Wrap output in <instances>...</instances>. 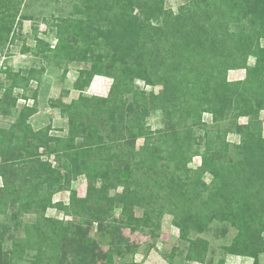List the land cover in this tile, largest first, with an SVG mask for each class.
Wrapping results in <instances>:
<instances>
[{"label": "trees", "instance_id": "1", "mask_svg": "<svg viewBox=\"0 0 264 264\" xmlns=\"http://www.w3.org/2000/svg\"><path fill=\"white\" fill-rule=\"evenodd\" d=\"M76 1L73 8L77 18L72 21L67 19L58 27L57 46L53 53L57 55L56 52H61V56L71 61L92 62L87 73L80 72L82 75L97 73L111 76L114 83L107 97L85 95L79 101L64 106L65 110H71L68 117L72 124L76 118L83 122L85 117L88 122L85 128L72 127L69 130L70 141L76 132H81L84 138L85 144L77 149L80 153L71 152L73 149L70 150L69 146L63 149V141L47 137V132L43 134L29 130L27 120L34 114L29 107L19 111L17 126L15 124L12 131L0 129V154L5 159L0 170L21 168V171H27L28 178L36 177L35 190L25 195L20 189L12 191L11 184L0 176V208L19 202L22 212L37 214L40 209L46 210L52 193L60 184L58 172L46 161H41L34 149L14 147L13 140L22 134L24 139L27 136L23 143L32 140L35 146L46 147L47 156L53 154L58 161L65 156L71 157L72 160H68L75 169L74 175L85 171L88 180L86 198L79 199L72 193L66 207L93 215V223L104 214V206L109 207L108 191L120 188L121 193L117 196L119 202L127 195L131 199V209L144 206L147 212L144 225L159 228L164 214L173 217L181 238L188 240L186 261H202L200 254L206 252L208 247L207 241L201 238L195 241L188 239L187 230L191 229V233L196 234L203 232V229H192V223L194 226L202 224L206 231L218 230L224 238L230 228L236 229L237 234L230 245L224 247V253L241 258L255 256L263 247L254 218L264 217V133L256 121L259 109L264 110V48L259 44L264 39V0H228L237 13H244L249 18L248 31L232 47L214 41L220 37V33L215 32L216 13L211 6L216 1L224 0H196L194 6L202 4V10L185 6L177 12L166 10V0ZM25 12L24 0H0V58L6 42H13L20 34L21 29L17 31V25L29 18ZM174 37L175 41L172 40ZM75 40L81 45L78 44L77 48L68 45ZM239 49L243 55L249 53L254 56L256 62L253 68L246 69L244 80L231 85L222 74L241 66L234 56ZM228 50L229 59L224 57ZM46 51L50 52L49 48L40 53ZM160 51L164 52V56L159 57ZM208 54L212 56L208 57ZM194 59H200L202 65L211 66L212 62L222 60V71L214 66L216 71L210 70L209 78H202L203 81L194 76L190 78ZM245 60L242 57L243 65ZM157 67L161 68L160 75ZM1 74L4 79L0 82V88L5 81L10 83L0 96V115H7V110L16 106L13 90L18 88L20 82L27 85L29 77L25 78L5 65L0 66ZM136 81L151 87L160 84L163 89L157 95L138 91ZM75 83L74 88L85 94L88 80ZM198 96L203 103L212 106L211 114L220 120L236 110L234 104L242 115H252L254 122L242 129L239 144L232 146L234 151L230 150L231 146L223 137L221 142L212 139L201 148L199 121L189 116L191 111L199 114L195 110L197 107L191 104V100L196 102ZM130 99L134 102L132 110L135 111L131 114L127 112L131 111ZM252 101L257 103L256 111L254 107L245 105V102ZM243 105L248 111L243 110ZM150 106L159 111L166 121L169 120L166 129L156 133L157 137L146 129L145 133L143 129L145 118L151 111ZM121 129L128 130L127 134H131L132 138L146 139V145L139 152L141 154L132 155V147L128 149L129 145L123 137H120L121 140H110L108 144L101 137L93 141L99 130L112 137L113 133L122 132ZM102 151L107 153L108 158L101 157ZM192 151H203L202 163L197 169L188 166ZM90 152L97 153L100 160L110 162L109 169L100 168L94 172V164L88 161ZM207 174L212 178L210 184H203L201 189L194 188L193 180L197 186L199 178ZM70 176L64 177V183L68 184L69 180L74 179H70ZM98 181L101 188L93 187ZM152 182L157 184V190L152 193L143 189L145 193L140 200L136 189L152 186ZM40 220L39 226L35 224L32 231L38 235L37 242L41 236L70 240L69 237L73 235V230L59 221ZM41 223L46 225L43 227ZM218 264H224V258Z\"/></svg>", "mask_w": 264, "mask_h": 264}, {"label": "rangeland", "instance_id": "2", "mask_svg": "<svg viewBox=\"0 0 264 264\" xmlns=\"http://www.w3.org/2000/svg\"><path fill=\"white\" fill-rule=\"evenodd\" d=\"M195 1L166 0L165 8L172 12L180 11L185 6L190 9L202 10L203 5L200 4L195 7ZM24 3L26 8L25 15L29 18L22 21L21 25L16 24L17 31L21 29V32L15 37L13 42L10 43V40H8L4 45L0 66L5 65L15 73L19 72L26 76L25 78L29 77V82L27 85L24 82H20L17 86L18 88L13 90L12 94L16 100V106L8 109L7 115H0V129L5 132L12 131L15 128L19 111L29 107L34 111V114L27 120L29 130L32 132H43V134L47 132V137L59 138L63 141V149L69 146L70 150L71 148L73 149L71 152L76 153L79 145L85 144L84 138L81 137V132H76L74 139L70 141L69 130L72 127L85 128L88 122L84 117V120L82 119L83 122L76 118V122L72 124L71 118L68 117L71 114V110H65L64 106L79 101L80 97L85 95L89 97H107L114 79L111 76L97 73L82 75L80 72H88L92 62L71 61L67 57L61 56V52H56L57 55L53 53L54 48L57 46L58 27L67 19L72 21V19L77 18L73 8V5L77 3L76 0H24ZM211 7L212 11L215 8L216 13L214 14L217 23L215 32L220 33V37L214 39V41L220 43V45L232 47L238 41V38L248 31V16H245L244 13H237L236 8L228 0H224V2L216 1ZM196 12L198 13V11ZM172 40L175 41V37ZM38 41H42V43L39 44ZM78 44V40H75L68 45L76 46L77 48ZM206 44L207 42L204 45L206 46ZM259 44L264 48V39L260 40ZM80 45L81 43L78 46ZM47 48H49L50 52L40 53V51H44ZM57 56L60 58L56 59L55 57ZM162 56H164V52L160 51L159 57ZM207 56L211 57L212 54ZM234 56L237 63L241 66L231 68L225 75L222 74L226 82L231 85L244 80L246 69L253 68L256 62L254 56L249 55V53L243 55L241 49L237 50ZM89 57L91 58L92 56L89 54ZM224 57L230 58L229 50L226 54L224 53ZM242 57L246 59L244 65ZM222 60L212 62L213 66H211L210 64L202 65L200 59H194L191 66L194 70L191 71L192 77L190 78L194 76L201 78L200 80L203 81L204 79L202 78L210 77V70L216 71L214 66L220 67V71H222V65L220 66ZM210 67L212 68L209 69ZM156 70L160 75L161 68L157 67ZM29 71L33 73L28 74ZM217 71H219V68ZM3 79L4 75L1 74L0 82H3ZM80 79L81 81L88 80V88L85 94L74 88L76 81L81 83ZM9 85L10 83L7 81L2 84L0 96L4 88ZM93 85L94 89L92 88ZM135 88L138 91L141 90L153 95L159 94L163 89L160 84L151 87L141 81H136ZM199 98L201 97L198 96L195 99L197 103L191 100V104L197 107L195 110H198L199 114L191 111L189 116L199 121L198 126L201 129L200 134L202 137L201 148L209 140L217 139L221 142V137H223L231 146L230 150L234 151L232 146L239 144L242 129L244 130V127L254 122L252 115H242L236 104H234L236 110H232L220 120L211 114L212 106L206 105ZM130 102L132 103L131 99ZM133 103L129 107L131 111H127L130 114L135 112L132 110L134 108ZM256 104L255 101L245 102V105L254 107L255 111L257 108ZM245 105H243V110L248 111ZM145 121L143 124L145 133L147 130L148 133L155 134L154 137H157V132L160 133L165 130L167 127L166 122H169L168 119L166 121V119L162 118L161 113L152 107ZM256 121L260 123L259 127L264 133L263 109H259ZM78 123H81L82 126H79ZM120 131L122 132L113 133L112 137H107V134L99 130L95 133L93 141L101 137L108 144L111 142L110 140H121L120 137H123L125 143L129 145L128 149L130 150L132 147L134 152H132V155L141 154L139 152L146 145V139H143V137L132 138L131 134H127L128 130L125 131V129ZM26 139L27 136L24 139L22 134H20L16 140H13L15 142L13 144L14 147L27 146L30 150L34 149L33 152H36L41 161H46L48 165H51L58 172L59 176L57 179L60 180V184L56 186L57 188L52 193L50 204L46 210L40 209L37 214L28 211L22 212L23 209L20 208L19 202L0 208V238H2L3 243V248L0 249V264H218L223 258L224 264H264V217L254 218L256 232L260 233V243L263 247L252 258H241L225 254L224 247L230 245V241L237 234L236 229L230 228L224 238L218 230L210 232L206 231L202 224L201 226L195 225L196 227L193 223L190 224L192 229L193 227L198 231L203 229V232L191 233V229L187 227V229H190L187 230L188 239L195 241V239L201 238L208 243L206 252L200 254L202 261L193 260L191 262L186 261L188 240L181 238V232L173 223V217L170 214H164L159 228H156V225H144L145 217H147L144 206L140 205L131 209V199L127 195H124L121 199L122 202H119L120 199L117 196L121 193L120 188L108 191L107 197L109 200L107 203L109 207L107 205L104 206V214L97 217V220L93 223V215H86L82 211L66 207L72 193L79 199L86 198L88 180L84 174L85 171L83 170L82 173L74 175L75 169L71 166V161H69L72 160L71 157L65 156L66 158L64 157L58 161L53 154L47 156L46 147H37L32 140L23 143ZM156 140L157 138H155ZM78 153L80 152L78 151ZM192 153L194 152L192 151ZM192 153L188 166L191 169H197L201 166L203 151ZM96 154L88 153L91 156L88 161L92 165L94 164L93 167L96 168L94 172L100 168L109 169L110 162L100 160V156ZM106 154L102 151L100 155L104 157ZM81 160L84 161L85 159ZM3 163H5V159L0 154V165ZM69 173L72 176H70V179H74L69 180L67 184L64 183L66 181L64 177L69 176ZM0 176H4L11 184L12 191L20 189L25 195H28L36 188V177L28 178L27 171H21V168L0 170ZM211 179L208 174L202 175L199 178V185L196 186V182L193 180V187L200 188L203 184L205 186L209 185ZM1 182L0 177V185ZM94 184L96 186L93 187L101 188L100 181ZM155 185L157 184L152 182V186L136 189L138 198L145 193L143 189L154 193L157 190ZM41 194L42 191H40L39 195ZM20 198L22 200L25 199V197ZM111 200L113 201L111 202ZM42 218L50 222L59 221L68 226V228L73 230V235L69 237L70 240L59 237L43 238L41 236L37 242L38 235L32 231L35 224L39 226L38 223L41 222L40 219ZM41 225L44 227L46 224L41 223Z\"/></svg>", "mask_w": 264, "mask_h": 264}]
</instances>
